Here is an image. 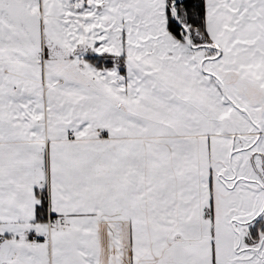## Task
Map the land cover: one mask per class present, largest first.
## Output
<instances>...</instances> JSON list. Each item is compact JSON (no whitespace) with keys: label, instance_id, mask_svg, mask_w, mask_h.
Here are the masks:
<instances>
[{"label":"snow or ice","instance_id":"1","mask_svg":"<svg viewBox=\"0 0 264 264\" xmlns=\"http://www.w3.org/2000/svg\"><path fill=\"white\" fill-rule=\"evenodd\" d=\"M0 264H264V0H0Z\"/></svg>","mask_w":264,"mask_h":264}]
</instances>
